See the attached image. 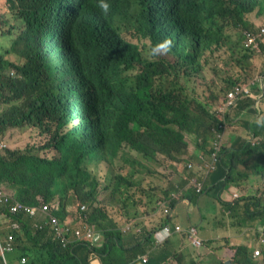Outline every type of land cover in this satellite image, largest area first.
<instances>
[{
    "label": "trees",
    "instance_id": "obj_1",
    "mask_svg": "<svg viewBox=\"0 0 264 264\" xmlns=\"http://www.w3.org/2000/svg\"><path fill=\"white\" fill-rule=\"evenodd\" d=\"M107 2L103 13L99 0H0V144L14 129H34L44 138L0 150V188L24 203L53 207L62 221L80 213L73 227L86 222L103 235L99 243L62 247L44 218L10 213L6 205L8 229L0 234H13L14 262L20 264L24 256L25 264H92L96 256L102 264H130L145 254L158 258L155 238L172 217L171 212L153 214L157 203L167 202L173 210L181 198L195 202L205 191L244 227L259 221L264 231V96L254 79L264 81V70L255 77L251 70L264 47L258 36L260 48L254 49L245 35L264 28V0ZM164 39L171 40V51L150 55ZM219 49L239 70L227 79L231 87L221 98L211 88L204 97L189 95L190 80L209 72L207 52ZM236 86L250 92H240L235 105L219 116L217 106ZM228 125L238 131L223 144L215 171L198 193L191 180L202 178V157L209 158L216 131L225 133ZM101 164L113 171L104 177ZM157 174L167 178L166 185L153 179ZM231 186L241 194L223 198ZM136 193L145 200L139 203ZM107 205L123 210L118 217L124 216L127 229ZM15 222L19 227H12ZM126 231L133 246L126 244ZM181 235L187 241V234ZM262 235L256 231L252 247L225 244L228 257L221 254L225 246L204 239L200 257L209 247L216 258L205 264L264 263V245L254 257ZM173 257L180 264H201L194 256L186 262L181 251Z\"/></svg>",
    "mask_w": 264,
    "mask_h": 264
},
{
    "label": "rangeland",
    "instance_id": "obj_2",
    "mask_svg": "<svg viewBox=\"0 0 264 264\" xmlns=\"http://www.w3.org/2000/svg\"><path fill=\"white\" fill-rule=\"evenodd\" d=\"M261 25H264V23L262 22ZM264 27V26H263ZM262 31V29H261ZM260 31V32H261ZM259 37H261L262 41V48L264 47V32L262 35H260ZM225 49L223 50H215L214 53H211L210 51L207 52L209 60L208 62V71L210 72V75L208 74L209 72L206 73L207 76L202 75L201 78L197 79L194 78L192 80H190V87H187V93L189 95H198L201 97H204L205 94L207 93L208 89L211 88L214 90V92L218 95L219 98L224 96V92L225 90H228L231 86L228 85L227 83V79L232 76V75H237V73L239 72V70L237 69V67H235L232 62L231 59H229L228 55L224 52ZM213 69H216V74L213 73ZM251 70L254 72V77L257 76V74L261 73L264 70V52L260 53V54H256L254 55L253 59H252V67ZM210 77V79H209ZM212 77H215L216 82H213L211 80ZM256 79V77L254 78ZM208 82V83H205ZM262 87L264 88V84L262 85ZM261 90V94L264 96V90ZM227 93V92H226ZM223 101V99H222ZM222 101L220 103L219 99H216V106L217 104H219L216 108V110L218 109V107L220 105H222ZM3 105H0V110L3 108ZM238 129L237 127L228 125L226 132L224 134V144H226L228 141H230V137L232 135V133ZM44 140V138L39 134V132L37 130L34 129H30V128H24V129H17V130H13V132H11V134H9V136L6 139H2L1 141L3 143H5L8 146L11 147H25L28 143H36V144H40L42 141ZM4 149V148H3ZM165 167V166H164ZM168 171V174L170 173V169L165 167ZM99 171L101 172V174L104 176L106 174H108V171H113L112 169H108L107 167H105V165L101 164L99 166ZM105 177V176H104ZM108 177V176H107ZM179 175L178 174H174L173 176V180L179 181L178 179ZM110 178V177H108ZM108 178L102 179L103 181H109ZM153 179L161 184V185H166L167 184V178L165 176L162 175H154ZM234 192L238 193L239 195L241 194V189H235V187H227L224 189L223 191V197L225 199H231L234 197ZM100 198L103 200H107L108 199V195L103 193L101 191V195ZM135 198L137 200H139V203H141L142 201L145 200V198H143L140 194L136 193ZM178 198V197H177ZM181 198V197H180ZM210 198L209 194H206V197L204 199L201 200L199 206H197L196 204L194 205L196 207V210L202 211V213H207V211L205 210V205H204V201L206 199L210 200L212 203V209L215 213H218V211L216 210L217 205L219 203V201L215 198ZM160 202V201H159ZM159 202L156 205L155 210L153 211V214H159L161 212H164V208L163 207H159ZM85 205V204H83ZM81 205V206H83ZM221 208V206H220ZM224 206L222 205V211L219 213L217 220L215 221V224L217 225L218 229L216 230L215 233H217V242H215V244L213 243L212 246L213 247H217V246H225V244H232V245H238V244H246L243 242H248L251 246L255 245L253 238L256 237V231L259 230L260 232H262L264 234V231L262 230V225L260 224V222H256V226H248V227H244V225L241 224V222H238L237 219L235 218H231L229 212L224 211ZM110 215H112L113 218L118 217L120 214L123 213V210L119 209L118 207H111V206H106L105 209ZM80 213H76L74 215V217L72 215H69L68 217L72 218V219H78L79 218ZM145 217V216H144ZM143 217V218H144ZM120 222H122L124 220V216L122 217H118L117 218ZM223 219L225 223H220L219 221ZM123 224H125V222H122ZM195 226L194 224H190L188 227H193ZM129 227V224H125L124 228L127 229ZM196 227V226H195ZM254 227V228H253ZM0 229L1 230H6L8 229V220H5L4 218L1 220L0 222ZM238 236L241 238V243H237L235 240V237ZM187 243L189 242L188 245V250L190 252H192L191 254L199 260V262L201 264H205L206 260L208 259H215L216 255L214 254V252L211 250V248L209 247H205L206 250V257H200V247H196L193 246L190 243V240L187 236ZM261 244L264 245V236H261V240H260ZM260 242H258L256 245L260 244ZM260 249V247H258ZM231 253V251L229 249H227V247L225 246L224 250L221 252L222 255H226L225 257H228L229 254ZM12 256V255H11ZM258 264H264L263 262L257 260Z\"/></svg>",
    "mask_w": 264,
    "mask_h": 264
},
{
    "label": "built area",
    "instance_id": "obj_3",
    "mask_svg": "<svg viewBox=\"0 0 264 264\" xmlns=\"http://www.w3.org/2000/svg\"><path fill=\"white\" fill-rule=\"evenodd\" d=\"M264 32V28H262V31L260 33H254V32H245V35L247 37V41L249 45H253L255 49H259V43L257 40V37L262 35ZM256 80H258L259 85L262 89V85L264 84L263 76L256 77ZM260 80V81H259ZM246 92L247 94L250 92L249 88L247 87H240L236 86L233 90H231L228 93V97L226 99V102L219 107L218 114L219 116H224L226 111H228L232 106L235 105L237 99V95L240 92ZM224 130L222 131H216V139L214 141L213 145V151L210 153L209 158L202 157L203 164L199 165L198 168L201 171L202 178H192L191 183H193L196 186V190L198 193H201L204 189L205 180L210 174L211 171H215L217 163L220 161V155H222L223 147H224ZM224 144V145H223ZM6 144L2 143L0 144V150H3L5 148ZM189 168H193V164H188ZM173 198L178 197V192L172 193ZM237 195V193L235 194ZM235 197V196H234ZM167 202L160 201L159 207L164 208L165 213H170L171 208L166 206ZM9 206L10 213H23L27 216L31 217H40L44 218V223L49 226V229L51 233L53 234V240H59L61 243L60 245L62 247H68L70 245H73L76 242L81 241H89L91 243H99L96 238L101 235V231L96 229V227L93 224H87L86 222H82L81 225L73 227L74 219L67 217L63 221L59 218L57 214L53 212V207H50L48 205H39V206H33L27 203H24L18 199L15 198L14 195L9 193L6 190H3L0 188V222L3 218L7 217V211L5 210V206ZM83 209H86V205L82 206ZM36 222L34 225H38ZM196 226V225H195ZM183 227L180 224H173L169 223L166 224L162 230L157 234L155 238L156 245L163 243L166 241L169 237L175 234H187L190 243L193 246L200 247L203 242V238L199 234L198 227ZM12 227H19L18 224L15 222L12 224ZM14 236L13 234H8L7 236H2L0 234V255L2 257V264H12L11 261H9V256L13 253L15 250V245L13 243ZM260 247V249L258 248ZM17 252V251H16ZM15 252V253H16ZM262 254V245L261 243L257 245V247L254 250V257H257ZM147 254L142 255L139 257V259H142L143 262H147ZM28 257H22L20 260V264H25L27 262Z\"/></svg>",
    "mask_w": 264,
    "mask_h": 264
},
{
    "label": "crops",
    "instance_id": "obj_4",
    "mask_svg": "<svg viewBox=\"0 0 264 264\" xmlns=\"http://www.w3.org/2000/svg\"><path fill=\"white\" fill-rule=\"evenodd\" d=\"M245 117L247 116V114H244ZM238 129H236L234 132H237ZM235 139V138H234ZM180 178V176L178 177V179ZM232 187V186H231ZM256 186H253L252 188H255ZM236 189V188H235ZM207 191L203 192L200 197L195 201H191L190 199L184 197L181 198L178 203L176 204L175 208L173 210H171V223L173 224H180L183 227H188L190 224H194L198 227L199 230V234L200 236L204 239H209L212 238L213 240L217 241V233L216 230L218 229L217 225L215 224V221L218 218L219 213L222 211V204H220V202L217 205L216 210L218 211V213H215L212 209V203L210 200L206 199L204 202L205 205V210L207 211V213H202V211L196 210V207L194 206L195 204L197 206H199L200 202L202 199H204L206 197V194L210 195V198H215L214 195L210 192V193H206ZM236 192H234V196L238 197V193L237 195H235ZM221 196L223 197V192L221 193ZM224 198V197H223ZM221 206V208H220ZM220 223H225L224 220L222 219ZM203 226V227H202ZM124 227V226H122ZM131 231H126L125 232V240H126V244L130 243V239L131 236L128 234ZM103 238V235L101 233V235L99 237H97L96 239L98 241H101ZM169 239V243H164ZM166 241H164L161 244L156 245V252L159 251L158 253V258H153L152 256L148 255L147 256V262H143L142 259H137L134 262L130 263V264H180V262L178 260H176L173 255L177 254L179 251L185 253L187 255V261H190V259L192 258V252H190L188 250V245L189 242H186V239H184L181 235V233L179 234H175L172 235L171 237H169ZM235 240L237 243H241V238L236 236ZM243 243H247V245L249 246L250 244L248 242H243ZM215 244V242H214ZM127 246H133V244H128ZM251 246V245H250ZM252 247V246H251ZM40 250L37 251V254H39ZM17 253L15 254H11V263L12 264H17V262H14V257H16ZM63 264H75L74 260H70L67 262H64ZM92 264H102L101 259L96 256L93 261Z\"/></svg>",
    "mask_w": 264,
    "mask_h": 264
},
{
    "label": "clouds",
    "instance_id": "obj_5",
    "mask_svg": "<svg viewBox=\"0 0 264 264\" xmlns=\"http://www.w3.org/2000/svg\"><path fill=\"white\" fill-rule=\"evenodd\" d=\"M99 8L101 9V11L103 13H107L108 10H109V4H108L107 0H99ZM171 48H172L171 40L164 39V40L154 44L151 47L150 55L157 56V55L167 54V53H169L171 51ZM260 89H262V88L260 87ZM262 97H263V95H262Z\"/></svg>",
    "mask_w": 264,
    "mask_h": 264
},
{
    "label": "water",
    "instance_id": "obj_6",
    "mask_svg": "<svg viewBox=\"0 0 264 264\" xmlns=\"http://www.w3.org/2000/svg\"><path fill=\"white\" fill-rule=\"evenodd\" d=\"M262 96V95H261ZM261 96L259 97V99L261 98ZM225 264H231V260H227L226 262H225Z\"/></svg>",
    "mask_w": 264,
    "mask_h": 264
},
{
    "label": "flooded vegetation",
    "instance_id": "obj_7",
    "mask_svg": "<svg viewBox=\"0 0 264 264\" xmlns=\"http://www.w3.org/2000/svg\"><path fill=\"white\" fill-rule=\"evenodd\" d=\"M253 47V45H251ZM260 47V46H259ZM254 48V47H253ZM255 49V48H254Z\"/></svg>",
    "mask_w": 264,
    "mask_h": 264
}]
</instances>
